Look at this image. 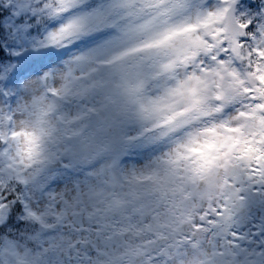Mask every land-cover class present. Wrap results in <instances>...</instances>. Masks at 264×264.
Instances as JSON below:
<instances>
[{
    "label": "snow or ice",
    "instance_id": "6c2138e0",
    "mask_svg": "<svg viewBox=\"0 0 264 264\" xmlns=\"http://www.w3.org/2000/svg\"><path fill=\"white\" fill-rule=\"evenodd\" d=\"M0 264H264V0H0Z\"/></svg>",
    "mask_w": 264,
    "mask_h": 264
}]
</instances>
